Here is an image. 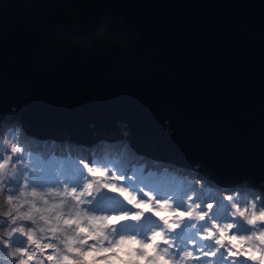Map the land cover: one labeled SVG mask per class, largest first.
<instances>
[{
  "label": "water",
  "instance_id": "obj_1",
  "mask_svg": "<svg viewBox=\"0 0 264 264\" xmlns=\"http://www.w3.org/2000/svg\"><path fill=\"white\" fill-rule=\"evenodd\" d=\"M102 14L139 33L134 46L49 43L53 25L91 31ZM1 116L92 147L127 127L151 164L264 192V0H42L31 16L14 4L0 13Z\"/></svg>",
  "mask_w": 264,
  "mask_h": 264
},
{
  "label": "snow or ice",
  "instance_id": "obj_2",
  "mask_svg": "<svg viewBox=\"0 0 264 264\" xmlns=\"http://www.w3.org/2000/svg\"><path fill=\"white\" fill-rule=\"evenodd\" d=\"M107 149L108 146L104 144L97 146V152L102 153L103 158L94 160L93 163L99 166L85 167L80 163L82 174L75 178L76 183L62 176L52 182L41 175L42 169L29 168L24 164L20 165L18 176H13L12 173H7L12 157H0V189H4L5 185H16L19 192L18 195L8 194L6 197L8 207L2 215L8 218L11 226L6 233L7 238L0 240V244L9 249L17 234L26 238V246L16 247L7 253L8 257L16 258L13 264H32L33 261L35 264H45L37 256V252L43 255L45 249H52L46 257L48 264H95L94 260L85 258L84 245L88 238H99L100 241L108 239L104 235L105 229L112 235L115 226L121 221H138L146 213L158 217L161 223L159 230L152 232L151 243L140 242L141 255H146L144 249L155 250L163 242L166 246L165 253L171 248L175 250L176 256L182 255L183 258L193 257L196 261H200L201 257L208 258L204 264H218V256L224 264H241V260L237 259L239 257L264 264V232L256 237L259 245L249 243L247 247L245 243L252 241V236L229 234L230 230L238 232L243 221L251 226H256L258 222L264 225V211L258 215L253 213L249 217L236 204H229L228 207L235 208V211L228 215L224 202L232 201V196L222 198V202L213 200L206 207H201L195 203L196 199H200L198 194L193 196L176 192L154 195L156 192L145 191L143 185L130 184L129 180L134 181L135 177L127 176L126 172L114 168V163L108 159ZM21 152L22 149L18 146L11 148L13 154ZM17 159L23 161L25 157L20 155ZM12 167L15 169L16 165ZM20 179L24 181L23 187H19ZM48 184L56 187L49 188L47 192L37 190ZM29 188L30 191L27 190ZM112 195L122 198L135 211L109 215L108 212L95 210L102 198ZM194 208L199 210L193 211ZM162 212L167 214L162 215ZM222 220L233 222H218ZM82 223L87 225V230L82 228ZM185 230V238L182 242L178 241L177 234ZM45 238L48 242L42 243ZM53 241L63 244L66 251L61 253V249ZM119 243L124 244L126 241L121 237ZM189 245L197 255L194 256L193 250L185 251ZM90 248L96 249V244H92ZM106 251H111V248ZM149 259L150 264H169L168 260L158 254Z\"/></svg>",
  "mask_w": 264,
  "mask_h": 264
},
{
  "label": "rangeland",
  "instance_id": "obj_3",
  "mask_svg": "<svg viewBox=\"0 0 264 264\" xmlns=\"http://www.w3.org/2000/svg\"><path fill=\"white\" fill-rule=\"evenodd\" d=\"M9 121L14 124L8 126L5 124V118L2 116L0 118V126L2 124L3 126L5 125L4 130L3 126L0 127V157H12L7 173H12L13 176H18L19 167L21 164H24L29 168L35 169L38 167L42 169L41 175L52 182H55L58 177L62 176L65 179L76 183L77 180L75 178L82 174V165L80 163L85 167L99 166L95 165L93 161L103 158L102 153L98 154L97 146L104 144L108 146L107 155L108 159L114 163L113 167H117L119 170L126 172L127 176L135 177L134 181L129 180L130 184H133L134 186L143 185L146 188L145 191L151 190L157 193H153L154 195H165L176 192H183L187 193V195L193 196L198 194L200 199H196L195 203L197 206L198 204L201 205V207H206V204L213 202V200L222 202V198L232 196V201L224 202V208L228 215H231V213L235 211V208L228 207L229 204H236L241 210L245 211V215L249 217L253 213L258 215L261 212L259 211L260 208H263L264 211V192L261 189L256 191V193L241 188L222 192L214 182L207 179L203 174L197 172L195 168H190V170L184 174H180L176 168H171L169 166H163L160 170L158 168L149 167L148 171L144 173L147 164H143L133 159L131 162H134L133 164L137 166H133L136 167V170H134V168L129 171L124 169L126 166L124 163L126 162L127 157L130 159L132 158V149L127 142V138H129V130L127 127H122L118 136V139L122 138L123 140L119 141L115 139L114 144H108L105 141L96 142L95 149L92 150V153L87 148H82L81 146H77L78 150L75 152L71 145L70 147L59 145L57 152H53L54 147L48 151L43 143H40L36 138L28 136L26 132L19 127V120L10 119ZM13 144L20 147L22 152L17 154L11 153V145ZM79 151H82V153L79 154ZM20 155L25 157L23 161L17 159ZM0 162H2V160H0ZM13 165H16L15 169L12 167ZM117 174H119V171ZM123 183H126V181ZM23 185L24 181L20 179L19 187H23ZM51 187H56V185L48 184L43 188H37V190L47 192ZM9 189L12 190L9 191ZM27 190L30 191L31 189L29 188ZM72 191H75V189ZM8 194L18 195L19 192L17 186L5 185L4 189H0V240L7 238L6 233L11 226L8 222V218L2 215L4 211H7L8 206L6 204V197ZM185 200L187 204L186 197ZM95 210L108 212L109 215L119 214L123 211H135L133 206L123 202L122 198L120 199L116 195L104 197L101 202L95 206ZM198 210L199 209H193V211ZM161 214L165 215L167 213L162 212ZM240 219L243 220V218ZM218 222L229 223L233 221L222 220ZM160 223L158 217L150 213H146L145 216L138 221H121L120 224L115 226L112 235H109V230L105 229L104 235L108 236V239L100 241L99 238H88L87 243L84 245V251L86 253L85 258L89 261L94 260L95 264H150L149 258L158 254L163 256L165 260H168L169 264H177V262H179V264H204V261L208 258L200 259V261H196L193 257L183 258L182 255L176 256L175 250L171 248L165 253L164 247L166 246L163 242H161L159 247L155 250L151 248L144 249L143 251L146 255H141L139 251L140 242H143L144 244L151 243L152 232L159 230ZM242 224L246 225L247 222L243 221ZM259 224L260 223L258 222L256 226L246 225L249 229L242 227V230H239L236 233H233L230 230L229 234L252 236L251 233H253L255 238L250 242H246L245 247H247L249 243L259 245V241L256 237H258L261 232H264V227ZM82 228L87 230V225L82 223ZM186 234V230L178 233V241L182 242ZM38 235L41 234L38 233ZM121 237L124 238L126 243H119ZM92 241L96 244L95 250L90 248ZM110 241L112 243H110ZM46 242H48L47 238L42 240V243ZM53 242L57 243L58 247L61 249V253L66 251L64 245L59 241ZM212 243H214V241ZM23 246H26V238H21L18 234L14 237V243L11 248L5 249L3 245L0 244V264H13V260L16 258L8 257V251ZM109 248H111V251H106ZM187 250H193L194 256L197 255L191 245L185 249V251ZM224 251H226V249ZM51 252L52 249H45L43 255L37 252V256L40 257V259H43L45 264H48L46 257ZM105 257L108 259H105ZM237 259L241 260V264H258V262L247 260L244 257H239ZM217 261L218 264H224V261L220 260L219 256L217 257ZM32 264H35V262L33 261Z\"/></svg>",
  "mask_w": 264,
  "mask_h": 264
},
{
  "label": "clouds",
  "instance_id": "obj_4",
  "mask_svg": "<svg viewBox=\"0 0 264 264\" xmlns=\"http://www.w3.org/2000/svg\"><path fill=\"white\" fill-rule=\"evenodd\" d=\"M52 2H57V0H52ZM42 3V0H0V13H3L4 15H7L13 8V5H18L19 11L21 12V14L23 15H27V16H31V14L35 11V5ZM122 25L123 21L122 20H115L113 19L110 15L108 14H102L101 17H99L98 19H96L95 21L91 22L90 24V28L91 31H84L79 24V21H75L73 24L65 27L63 25H53L49 31H50V35H51V40L49 41V43L56 45L57 47L63 46L65 51H70L73 48H81L83 49V51H85L88 54H92L93 52L96 53V55H101L102 54V50H97V42L99 43H105V42H110L113 46L116 47H122L123 50H128L130 49L132 46H134L136 39L139 36V33H136V35H132V36H123L120 28L116 27V25ZM109 25L113 26V31H109ZM126 45V47H125ZM123 62V58H113V65L116 66L118 63H122ZM55 67V61H47L45 63V70L48 71H52L54 70ZM9 117H7V119H5V124L10 126L14 123L9 121ZM3 124L0 126L2 127ZM5 125L3 126V130H4ZM22 130L23 127L19 126ZM1 130V131H3ZM27 134V133H26ZM28 136L32 137V134H27ZM119 141L123 140L121 139H117ZM40 143L45 144L46 141L48 142V140L42 139L41 141L38 140ZM66 141V140H65ZM65 141H54L55 144L59 145H64L66 147H68L67 143L69 142H65ZM106 142V141H105ZM107 143V142H106ZM129 144V142H128ZM55 146L54 151L53 152H57L58 150V146ZM93 145V143H92ZM130 146V145H129ZM11 148L15 149L16 145L13 144L11 145ZM48 151L51 149L50 146L48 145L47 147ZM93 149V148H92ZM132 158L134 160L140 161V160H149L148 158H146V154H143L137 150H135L134 148H132ZM92 153V152H91ZM136 153V154H135ZM150 162V161H149ZM143 163V162H141ZM144 164H147L148 166H151L153 168H156L158 165H154V164H149L147 162H144ZM162 166H169V167H176L179 169H185V170H190L187 169L185 167L179 166V165H175L173 163H168ZM161 165H159V170L162 168ZM160 172V171H159ZM219 188L223 189V191H228V190H235V189H244V190H249L251 192L256 193V191H259L254 189V188H249L245 185L242 184H231V185H226V184H217L215 183Z\"/></svg>",
  "mask_w": 264,
  "mask_h": 264
},
{
  "label": "trees",
  "instance_id": "obj_5",
  "mask_svg": "<svg viewBox=\"0 0 264 264\" xmlns=\"http://www.w3.org/2000/svg\"><path fill=\"white\" fill-rule=\"evenodd\" d=\"M67 145L70 147V143H67ZM71 146H73V148H74V150H75V152L78 150V148H77V146L76 145H71ZM133 151H131V153H132ZM82 153V151H79V154H81ZM127 157V156H126ZM127 159H128V157H127ZM129 161H126L124 164H127ZM162 166V165H161ZM163 167V166H162ZM172 168H176V167H172ZM176 170L177 171H179V173L180 174H184L185 172H187L188 170H185V169H179V168H176ZM193 173V172H192ZM219 190L220 191H222V192H228V191H230V190H228V191H223V189H221V188H219ZM127 203V202H126ZM259 211H263V208H260L259 209ZM246 222V221H245ZM247 225V224H246ZM246 225H244V224H242V226L240 227V229L239 230H242V227L243 228H247V229H249L248 228V226H246ZM260 225V224H259ZM263 227H264V225H262ZM251 235L253 236V239L255 238V236L253 235V233H251ZM91 244H95V242L94 241H92L91 242ZM192 247V246H191ZM95 250V249H94ZM201 259H206V258H201Z\"/></svg>",
  "mask_w": 264,
  "mask_h": 264
},
{
  "label": "bare ground",
  "instance_id": "obj_6",
  "mask_svg": "<svg viewBox=\"0 0 264 264\" xmlns=\"http://www.w3.org/2000/svg\"><path fill=\"white\" fill-rule=\"evenodd\" d=\"M1 118V117H0ZM69 135H71V133H68ZM119 134H120V132H119ZM119 134H118V136H119ZM118 136H117V138H118ZM84 140H88V139H84ZM96 144V143H95ZM95 144H94V146H93V150L95 149L94 147H95ZM97 153V152H96ZM99 154V153H98ZM1 201V200H0Z\"/></svg>",
  "mask_w": 264,
  "mask_h": 264
}]
</instances>
